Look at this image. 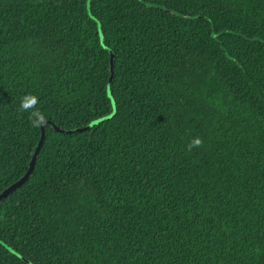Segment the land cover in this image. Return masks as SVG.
<instances>
[{
  "label": "trees",
  "instance_id": "16d2710c",
  "mask_svg": "<svg viewBox=\"0 0 264 264\" xmlns=\"http://www.w3.org/2000/svg\"><path fill=\"white\" fill-rule=\"evenodd\" d=\"M43 122L0 264H264V0H0V193Z\"/></svg>",
  "mask_w": 264,
  "mask_h": 264
},
{
  "label": "water",
  "instance_id": "95a60500",
  "mask_svg": "<svg viewBox=\"0 0 264 264\" xmlns=\"http://www.w3.org/2000/svg\"><path fill=\"white\" fill-rule=\"evenodd\" d=\"M111 72H112V75H111V77H110V81L112 80L113 73H114V68H113V54H112V56H111ZM112 115H113V114H111V115L108 116L107 118L112 117ZM102 119H105V118H100V119H98V120H95V121H93L92 123H90L88 126H86V127H84V128L76 129V130H74V131H79V130H81V129H86V128H88V127H91V126H93L94 124L100 122ZM46 122H48V121H46ZM44 123H45V122H43V123L41 124V130H42L41 137H40V140H39V142H38V145H37V147H36V149H35V151H34V154H33L32 158H31V161H30V165H29L28 170L26 171V173H25V174H24V175H23L18 181L14 182L13 184H11V185L8 186L7 188H5V189L0 193V201H1L4 197L8 196L11 192H13L16 188H18L19 186H21V185H22V184L28 179V177L30 176V174L32 173V171H33V169H34V167H35V163H36V160H37L38 154H39L40 149H41V147H42V145H43V143H44V140H45V127H44ZM52 125H53V127H54L55 130L65 131V130L59 128V127H58L56 124H54V123H52ZM67 132H73V131H72V130H68Z\"/></svg>",
  "mask_w": 264,
  "mask_h": 264
}]
</instances>
